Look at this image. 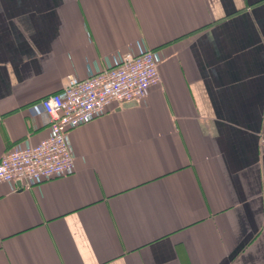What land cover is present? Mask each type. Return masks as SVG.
<instances>
[{
    "label": "crops",
    "instance_id": "0c3cea01",
    "mask_svg": "<svg viewBox=\"0 0 264 264\" xmlns=\"http://www.w3.org/2000/svg\"><path fill=\"white\" fill-rule=\"evenodd\" d=\"M139 42L160 84L69 132L73 173L0 183V264H264V0H0V158Z\"/></svg>",
    "mask_w": 264,
    "mask_h": 264
},
{
    "label": "built area",
    "instance_id": "2783aa9c",
    "mask_svg": "<svg viewBox=\"0 0 264 264\" xmlns=\"http://www.w3.org/2000/svg\"><path fill=\"white\" fill-rule=\"evenodd\" d=\"M158 51L137 44L135 54H116L104 70L90 71L84 80L69 76L60 92L41 100L37 112L47 117L50 132L34 146L14 145L0 158V183L30 189L73 173L74 155L68 134L111 111L114 104L142 100L160 84ZM264 147V138L261 140Z\"/></svg>",
    "mask_w": 264,
    "mask_h": 264
}]
</instances>
